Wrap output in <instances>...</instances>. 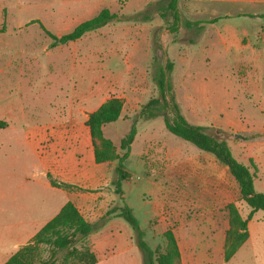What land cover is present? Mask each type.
Segmentation results:
<instances>
[{"label": "rangeland", "instance_id": "374dc122", "mask_svg": "<svg viewBox=\"0 0 264 264\" xmlns=\"http://www.w3.org/2000/svg\"><path fill=\"white\" fill-rule=\"evenodd\" d=\"M213 1L206 4L208 13H200L199 0L196 7L191 0L178 1L186 19L220 18L200 34L181 26L174 42L167 22L155 11L166 0H0L3 222L25 223L37 217L33 213L44 197L34 185L14 186L13 179L48 183L50 196L61 189L63 202L55 207V215L68 200L92 222L121 207L112 184L98 190L72 188L57 174V162L64 156L81 161L88 150L102 149V143L122 155L120 141L135 127L124 163L131 178L122 186L147 245L164 252V233L170 230L179 248L176 264H264L261 211L248 222V239L224 261L227 236L235 230L229 206L243 219L250 211L227 169L210 153L168 132L161 118H139L142 106L157 96L152 77L158 34L174 63L173 87L184 116L225 139L256 177L264 174V16L259 20L232 3L220 9ZM103 8L127 16L151 8L154 17L110 23L56 46L39 23H31L38 20L61 36ZM112 98L122 101L121 116L102 125L96 138L88 116ZM102 163H110L112 176L117 161ZM256 188L264 193V178ZM84 245L93 251L96 264H142L136 233L120 217H112Z\"/></svg>", "mask_w": 264, "mask_h": 264}, {"label": "trees", "instance_id": "16d2710c", "mask_svg": "<svg viewBox=\"0 0 264 264\" xmlns=\"http://www.w3.org/2000/svg\"><path fill=\"white\" fill-rule=\"evenodd\" d=\"M178 1L166 0L164 5L158 3L155 10L167 22L170 33L174 35V42L177 41V33L181 26L188 29L196 28L200 31L205 24H212L218 20V18H213L205 21H190L181 15ZM147 6L153 7L155 4L149 3ZM153 17L151 8H146L133 16L111 12L108 8H103L97 15L81 22L72 31L61 36L48 31L38 20H32L31 23H39L52 40L51 46H56L76 41L85 34L110 23L151 21ZM154 50V73L152 78L157 87V96L151 98L142 106L139 118L142 120L161 118L168 132L190 142L201 151L213 154L220 163L227 167L230 175L238 184L242 201L250 209L247 217L243 219L236 208L232 205L229 206V218L235 230L230 232L226 239L224 261L228 262L248 239L247 226L253 215L259 211L264 213V193L257 192L255 189V171H252L248 165L242 163L233 155L225 139L211 134L209 127L191 123L184 116L173 87L172 72L174 63L167 57L166 50L158 34L154 36ZM122 109V101L118 98H112L89 114L88 124L96 138L100 136L102 125L115 122L120 118ZM135 136L136 128L133 127L121 139L120 150L123 151L122 155L110 152L111 145L109 143L106 144L107 146L102 143V149L96 148L95 150L97 163L117 161L112 185L115 188V193L119 196L121 207H113L97 222H90L72 202H67L57 215L34 235L28 244L17 250L3 264H71L74 260L81 261L82 264H96L97 260L93 251L84 243L91 234L102 228L112 217L123 218L134 229L136 245L142 255V264H176L175 262L180 255L174 234L170 230L164 233V237L168 242V247L164 252L159 248L152 250L143 240V231L139 220L124 198L122 184L131 178V174L126 170L124 163L129 158ZM80 245L82 246L81 249L78 248ZM44 253H47V255H44Z\"/></svg>", "mask_w": 264, "mask_h": 264}, {"label": "crops", "instance_id": "0c3cea01", "mask_svg": "<svg viewBox=\"0 0 264 264\" xmlns=\"http://www.w3.org/2000/svg\"><path fill=\"white\" fill-rule=\"evenodd\" d=\"M191 1H192L191 4L195 6L197 0H191ZM199 1H200V7H199L200 13H208L209 12L208 6L206 4L209 2V0H199ZM213 2H215L217 7H219L220 9H229L228 5L232 3L235 7L238 6L242 11H246L245 13H251L255 16H258L257 19L259 20L263 19L262 15L264 16V0H232V1L214 0ZM216 18L219 19L220 17H216ZM198 21H205V20H198ZM206 25L207 24L204 25V28ZM204 28L201 29L200 31H198L195 28L196 33L200 34L202 30H204ZM24 137L25 139H27L26 137H28V135H25ZM214 158H215L214 160L218 162V164L224 166L216 159L215 156ZM109 164L110 163H97L95 160L94 150H88L86 155H84V157L81 159V161H76L71 156H68L67 158L64 156L61 160H58L57 162L58 169L56 170V172L57 174H62L64 176L65 181L69 185H73L72 188L76 186L84 189L98 190V188L104 185H108L111 187L112 180L114 177V172L112 173L111 176V172L109 170ZM225 168L227 169V167ZM260 169L261 166L259 168V171ZM261 178H264V174L262 173L258 177H255L254 184L257 192H261V190H257L256 188L257 182L259 180L261 181ZM11 181L10 183H12L14 186L34 185L40 191L39 193L44 197H41V202L35 208V212L33 213L34 216L38 214L37 217H33V219H31L28 222L23 223L17 221L15 223L8 224L7 222H3L2 220L3 217L0 214V220L2 222V224H0V264L5 263L17 250H19L24 245L28 244L31 241V239L34 237V235L48 221H50L54 216L57 215V214L55 215V213L53 212L55 210V207L56 206L58 207L63 202V196H64L61 189H59L58 192L56 191L54 196H50L48 193V189L50 186L48 185V183L42 181L40 182L41 184L39 183V181L27 182L26 180H22V179L20 181L16 179H13ZM51 188L55 189L56 187H51ZM100 193L101 192H98V194ZM1 195L2 193L0 190V196ZM69 198H72V196L68 197V199ZM67 202H72V201L68 200ZM64 205H62V207ZM104 215H102L100 218H102ZM100 218H98L96 221L93 222H97Z\"/></svg>", "mask_w": 264, "mask_h": 264}]
</instances>
